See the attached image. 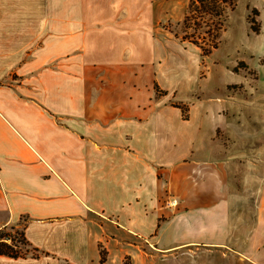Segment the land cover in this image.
Returning <instances> with one entry per match:
<instances>
[{
  "label": "crops",
  "instance_id": "crops-1",
  "mask_svg": "<svg viewBox=\"0 0 264 264\" xmlns=\"http://www.w3.org/2000/svg\"><path fill=\"white\" fill-rule=\"evenodd\" d=\"M189 3L0 0V231L31 249L0 264H264L263 98L184 120L143 83Z\"/></svg>",
  "mask_w": 264,
  "mask_h": 264
},
{
  "label": "rangeland",
  "instance_id": "rangeland-1",
  "mask_svg": "<svg viewBox=\"0 0 264 264\" xmlns=\"http://www.w3.org/2000/svg\"><path fill=\"white\" fill-rule=\"evenodd\" d=\"M217 2L222 12L219 19L221 26L211 36L204 35L202 30L195 32L193 28L184 29L181 25L177 26L179 22H164L162 25L164 35L159 37L160 42L156 44L161 55L158 59L149 61L147 68L145 67L147 73L143 71V83L149 87L150 94L154 95L150 99H160L170 108L183 103L190 109L200 101L224 98L222 93L228 89L230 93L240 95L242 105L251 104L253 94H259L264 104V0ZM194 15L193 20L196 24L211 22L219 25L216 24L217 19L202 11ZM189 25L194 26L192 21ZM184 32L198 39L206 48L212 47L213 44H216L217 48L213 49L211 54L203 56L200 48L181 40ZM155 75L160 84L156 82ZM155 84L158 90L163 92L162 95L157 94ZM236 108L237 104L234 102V115ZM171 113L176 115L175 112ZM222 136L221 132L217 135L219 152L226 153L230 149L236 151V139ZM225 158L228 160L229 190H240L243 175L241 171L246 172L247 169L238 170L236 155ZM166 192L171 193L169 194L171 197L174 195L173 188L170 190L168 188ZM7 229L10 231V228ZM15 230L19 231L16 228ZM10 235L14 239V244L21 248L24 254L31 252L29 247L18 242L19 236L13 231H10ZM146 239L150 240L148 237ZM145 246L152 249L149 245ZM201 259L200 264H203L204 256ZM215 259L218 261L220 258L215 256Z\"/></svg>",
  "mask_w": 264,
  "mask_h": 264
},
{
  "label": "trees",
  "instance_id": "trees-1",
  "mask_svg": "<svg viewBox=\"0 0 264 264\" xmlns=\"http://www.w3.org/2000/svg\"><path fill=\"white\" fill-rule=\"evenodd\" d=\"M217 1H215V0H190V3H189L185 17H184L182 22H179L177 24V26L181 25L184 29L193 28V30L195 32L202 30L204 35L211 36L214 32H217L221 26L219 19L222 16V12L218 6ZM200 11H202L203 13H207V15H209L213 19H217L216 24L218 23L219 25L218 26L214 25L211 22L203 24L200 21H198L200 23L196 24V22L193 20L194 16H195L194 14L199 13ZM190 21L193 22V24H194L193 27H191L189 25ZM175 35H176V33L174 34V36ZM181 40L187 41V42L197 46L198 48H200L203 56H207V55L211 54L212 50L217 48L216 44H213L212 47H210V48H206L200 42H198V39H194L192 37V35H190L187 32H184V35L182 36ZM155 88H156L157 94H159V95L163 94L162 91L158 90L156 84H155ZM173 107L176 109H179L181 111L182 118L184 120H188L189 108L187 107V105L182 103V104L173 105ZM10 231H13L17 236H19L18 242L21 245L28 247V243L24 237L23 232L16 231L15 228H10ZM10 231L8 229H4V230L0 231V255L7 256L10 258H21L26 254H24L22 252L21 248H19L17 245L14 244V239L11 237ZM8 240H10V242H12V244H9ZM26 252H27V250H26ZM103 260H104V256L102 253V261Z\"/></svg>",
  "mask_w": 264,
  "mask_h": 264
},
{
  "label": "built area",
  "instance_id": "built-area-1",
  "mask_svg": "<svg viewBox=\"0 0 264 264\" xmlns=\"http://www.w3.org/2000/svg\"><path fill=\"white\" fill-rule=\"evenodd\" d=\"M177 204L175 202H170L169 204H167L168 207H172V206H176Z\"/></svg>",
  "mask_w": 264,
  "mask_h": 264
}]
</instances>
